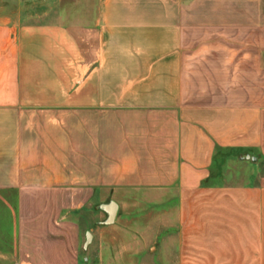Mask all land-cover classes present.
I'll list each match as a JSON object with an SVG mask.
<instances>
[{
  "label": "crops",
  "instance_id": "obj_1",
  "mask_svg": "<svg viewBox=\"0 0 264 264\" xmlns=\"http://www.w3.org/2000/svg\"><path fill=\"white\" fill-rule=\"evenodd\" d=\"M74 6L0 22V264H264V0ZM161 199L145 225L102 224L110 200Z\"/></svg>",
  "mask_w": 264,
  "mask_h": 264
},
{
  "label": "rangeland",
  "instance_id": "obj_2",
  "mask_svg": "<svg viewBox=\"0 0 264 264\" xmlns=\"http://www.w3.org/2000/svg\"><path fill=\"white\" fill-rule=\"evenodd\" d=\"M75 0H0V22H8V23H17L19 25H38L43 23H53L56 21L66 20L65 16L68 17L70 11L72 9H78L77 7L71 8ZM81 9V8H80ZM61 16V17H60ZM65 22V21H64ZM63 23V21H61ZM66 23V22H65ZM224 160V159H223ZM222 165L219 162L213 170V175L216 176L219 173H227V176H233L234 180L237 181H245L248 173L250 172L249 165H230L225 166V163ZM257 162L255 161L254 164ZM264 168V166H263ZM115 201L117 198L114 199ZM0 200V243H5L9 240V236L11 233V228L13 225L12 217H11V208H14L12 200ZM113 201V200H110ZM174 199H168L167 201L164 199L153 201L149 203L140 202V205L135 209L132 207H126L124 209H119L116 216V226L129 224L131 225H145L151 221L155 217V215L148 213L149 208H151L152 212L155 214L158 210L162 209L164 206H172V202ZM114 202V201H113ZM146 209V211L142 214L138 210ZM95 213L97 212V208H94ZM84 223H85V216ZM89 218V217H88ZM151 218V219H150ZM87 221V220H86ZM98 218L96 215H93L92 220L88 219L89 227H95ZM113 227V228H115ZM84 239L86 240V233H84ZM130 235L127 234L124 240H130ZM91 245V240L88 246ZM88 246L84 250H80L81 256H86L87 254L94 255V251H88ZM91 248V247H90ZM139 258V257H136Z\"/></svg>",
  "mask_w": 264,
  "mask_h": 264
},
{
  "label": "water",
  "instance_id": "obj_3",
  "mask_svg": "<svg viewBox=\"0 0 264 264\" xmlns=\"http://www.w3.org/2000/svg\"><path fill=\"white\" fill-rule=\"evenodd\" d=\"M241 160L255 162V158L249 157V156H245L241 158ZM98 209L106 215L105 220L102 222L103 225L109 226L114 223L115 218L117 216V212H118V206L115 202L109 201L107 203L101 204L98 206ZM90 237L91 235L89 233H86V240H85L83 249L87 248L90 242Z\"/></svg>",
  "mask_w": 264,
  "mask_h": 264
}]
</instances>
